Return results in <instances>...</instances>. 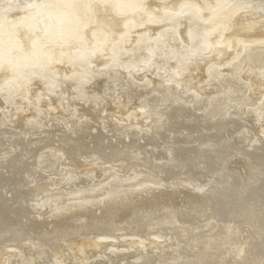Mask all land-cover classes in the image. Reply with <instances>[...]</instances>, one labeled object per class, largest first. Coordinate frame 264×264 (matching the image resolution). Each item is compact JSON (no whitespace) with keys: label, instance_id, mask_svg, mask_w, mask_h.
<instances>
[{"label":"bare ground","instance_id":"6f19581e","mask_svg":"<svg viewBox=\"0 0 264 264\" xmlns=\"http://www.w3.org/2000/svg\"><path fill=\"white\" fill-rule=\"evenodd\" d=\"M168 1L0 0V264H264V0Z\"/></svg>","mask_w":264,"mask_h":264},{"label":"water","instance_id":"95a60500","mask_svg":"<svg viewBox=\"0 0 264 264\" xmlns=\"http://www.w3.org/2000/svg\"><path fill=\"white\" fill-rule=\"evenodd\" d=\"M95 75H97V74H95ZM96 77H98V76H93L91 79H89L88 81H92L93 82V84H90V85H92V87H90L89 89L91 90V91H93V90H95V87L97 86V83L99 82V80L97 81V79H96ZM101 77H98V79H100ZM103 78V77H102ZM102 78H101V80H102ZM96 82V83H95ZM95 83V84H94ZM89 85V86H90ZM58 86H61V85H58ZM63 86H66V85H63ZM88 86V85H87ZM71 87V86H70ZM73 89V88H72ZM83 89V88H82ZM111 90L112 88L111 87H108L107 86V89L105 90V92L107 93V90ZM128 90L129 89H126L125 90V92L124 93H122V95L123 94H125L126 92H128ZM73 92H74V90H73ZM111 93V92H110ZM148 94V93H147ZM153 94V93H152ZM152 94H149V95H152ZM111 95V94H110ZM154 95V94H153ZM222 100L223 99H220V98H216V99H210L209 101H207L206 100V102H205V106L207 107V109H205V111H215L216 110V108H217V104H218V102L220 101V102H222ZM152 99H150V97L148 96V97H146L145 98V100H144V103H146L147 105H148V108L150 109V111L148 112L149 114V116H150V118H152V121H154V119H155V117H157L156 116V114H155V107H153L154 105L153 104H151L152 103ZM161 102V101H160ZM102 103L103 104H101V107H102V109H106L107 107H108V105H109V103L107 102V100H106V98H104L103 97V100H102ZM162 103V102H161ZM197 103H194L193 104V106H195ZM156 105H157V103H156ZM82 106H84V104L82 105ZM85 106H87V105H85ZM90 106H92V105H90ZM107 106V107H106ZM231 106H233L232 104H227L226 105V109L224 110V112H223V116H226L225 118H228L227 116H228V112H229V110L230 109H232V107ZM205 107V108H206ZM92 108V107H91ZM233 109H234V107H233ZM89 110H92V109H89ZM171 110V109H170ZM170 110L167 108V109H163L162 111H160L159 113L161 114V116H162V118L160 117V119L162 120H167L168 122L169 121H172L173 122V119H175V118H173L172 117V115H170ZM177 115V114H176ZM180 117H178V119H179ZM259 119V118H258ZM161 120L158 122L159 124H161ZM256 124L257 123H259V122H261V121H258L257 119H256ZM102 124V123H101ZM159 126V125H158ZM150 128V127H149ZM154 128H156L157 129V126H154ZM33 128H30V129H28V128H22V130H21V133L22 134H24V133H28V132H30L29 130H32ZM137 132H138V134L139 135H141V136H143V135H148V134H150V129H149V131H147V132H143V133H140V131H139V129H137ZM25 138L26 137H23V139H22V142H23V140L25 141ZM59 138V137H58ZM240 139H242V140H245V137H243V136H240ZM146 141V140H145ZM259 141L260 142H262V140L259 138ZM54 142H56V143H60L59 141H54ZM23 144H25V143H23ZM32 151V150H31ZM53 153V151H49V154L50 155H48L47 157H45V156H42V157H40L41 158V160L40 161H38L37 162V164H36V170H35V174H38V172L40 171V170H42V168H44L45 166H47V163H46V165L44 164V162L45 161H50L56 154H52ZM50 156H52V157H50ZM43 166V167H42ZM58 166V165H57ZM41 172V171H40ZM130 174H132V173H130ZM122 175H124V174H122ZM118 176H121V175H118ZM140 176V175H139ZM141 177V176H140ZM125 178V177H124ZM126 178H128V177H126ZM137 178V177H136ZM143 178V177H142ZM135 181H137V179L135 180ZM181 181V180H180ZM162 183H159V185H158V188H168V186H166V185H164V186H162L161 185ZM103 186V185H102ZM90 192H92V191H90ZM99 192V191H98ZM104 199H106V198H104ZM180 199H182L181 201H180ZM182 201H184V198H180V197H178V199L176 200V202H179L180 204L179 205H177V211H179V210H182L183 211V209H184V207L188 204V202L187 201H185V202H183V203H181ZM171 205V204H170ZM176 206V205H175ZM231 229V228H230ZM237 229H238V231H240V233L239 234H241V238H243L241 241L239 240H237L236 241V243L237 244H231V245H229L228 247H227V249H223L222 248V254H220V258L222 257V260H223V256H229V255H231V254H233V252H234V249H236V248H239V246L241 245V246H243L242 248H240V249H243V248H246L245 247V243H248V241L246 240L247 239V234H249V227L248 226H239V227H237ZM163 231V230H162ZM235 231H237L236 229H235ZM167 232H170V233H172V237L170 238L171 240L175 237H179V235H176L174 232H173V229H167ZM237 234H238V232H237ZM228 239V237H226L225 239H224V242H226V241H228L227 240ZM232 240H230V242H231ZM254 250V248L252 249V251ZM260 256V255H259ZM235 257H237V256H235ZM218 258H219V256H218ZM217 258V259H218ZM205 258H201V257H199V260L202 262L203 260H204ZM263 261H264V258H263ZM230 264V263H229Z\"/></svg>","mask_w":264,"mask_h":264},{"label":"rangeland","instance_id":"374dc122","mask_svg":"<svg viewBox=\"0 0 264 264\" xmlns=\"http://www.w3.org/2000/svg\"><path fill=\"white\" fill-rule=\"evenodd\" d=\"M170 1H171V0H169L168 3H166L169 7L166 8V9H163V10H162L163 12L167 13L169 9H171L172 11L175 10L176 7L180 6V4L183 3V2L186 1V0H177V1L174 2V3L171 2V5H169V2H170ZM166 4H165V5H166ZM178 4H179V5H178ZM163 6H164V5H163ZM172 6H173V7H172ZM167 9H168V10H167ZM211 10H213V5H210V6L208 7L207 12H209V11H211ZM207 12H206V13H207ZM149 15H150V14H149ZM150 16H152V15H150ZM244 18H248V14H247ZM63 23L66 24V22H64V21H63ZM64 24H63V25H64ZM254 26H255V25H254ZM258 26H259V25H258ZM106 29H107V32H109V31H108V30H109L108 28H104L103 30L106 31ZM115 31L118 33V35L123 33V31H122V30L119 31V29H118V30H115ZM97 32H98V33H103V32L100 31V30H99V31L96 30V33H97ZM116 32H115V33H116ZM117 33H116V34H117ZM141 33H143V32H141ZM143 34H144V33H143ZM246 41H247V40L244 41V43H245L244 45H248V44H249V41H248V43H247ZM96 49H97V50H96ZM98 50H99V47L97 46V47L95 48V51H98ZM60 55H62V53H61ZM39 64H40V63H39ZM148 96H149V95H146L145 97H148ZM79 102H81V100H80ZM142 106H143V111H142V112H144L145 114L147 113V111H150V109L147 107L148 105H147L146 103H142ZM106 107H107V106H106ZM145 107H146V108H145ZM144 109H145V110H144ZM147 109H148V110H147ZM101 114H102V113H101ZM148 114H149V113H148ZM148 114H147V115H148ZM102 115L105 117V116H106V115H105V112H103ZM118 117H119V116H118ZM148 117H149V115H148ZM149 119L151 120L152 118H148V120L146 121V126H145V127H147L148 129H149V127H150V125H151V122H152V120L150 121ZM149 121H150V122H149ZM260 121H261V119H260ZM145 127H143L142 130H143V129L146 130L147 128H145ZM0 128H1V127H0ZM25 129H26V128H25ZM148 129H147V131H149ZM79 130H80V132H81L82 130L85 131L84 129H82V130L79 129ZM142 130L140 129V133H143V132L145 131V130H143V132H142ZM76 132H77V131H76ZM145 132H146V131H145ZM259 136H260V135H259ZM259 136H258V137H259ZM260 137L263 139V136H260ZM260 137H259V138H260ZM261 138H260V139H261ZM83 170H84V169H83ZM85 170H86V169H85ZM110 173H111V172H109L108 174H110ZM129 175H130V174H129ZM131 175H132V174H131ZM125 177H129L128 174L125 175ZM96 179H97V178H94V180H96ZM74 183H75V182H74ZM98 188H100V187H98ZM98 188H97V189H98ZM161 232H162V231H161ZM161 232L158 231V233L156 232L154 235L157 236V237H159V235L161 234ZM169 233H170V232H169ZM157 234H159V235H157ZM117 236H118V235H117ZM117 236H113V237L109 238L111 241H109V239H108V237H107L106 240H104V241H108L109 243L111 242V244H117V245H118V244H121V241H119V239H118L117 241H115L114 238H117ZM120 236H122V235H120ZM120 236H119V237H120ZM105 237H106V236H105ZM119 237H118V238H119ZM158 239H159V238L155 239V242L158 241ZM112 240H113V241H112ZM159 241H160V240H159ZM159 241H158V242H159ZM114 242H115V243H114ZM170 242H171V240H169V242H168V240H167L166 243L161 242V243H160L161 246H160V245H159V246H155V248H156V247H157V248L159 247V249H160V247H161V249L158 251V249L156 248L157 250H155V251H156V252H163L164 250L167 251V250H169L168 248H169L170 246H171V250H172L173 248H174V249L178 248V245H177L178 243H176V245H175V247H174V243L171 245ZM156 243H157V242H156ZM179 243H180V242H179ZM168 245H169V247H168ZM165 246H166V247H165ZM121 248L123 249V247H121ZM155 248H154V249H155ZM163 248H164V250H163ZM140 249L143 251L145 248H140ZM140 249H138V250H140ZM178 249H179V248H178ZM141 250H140V253H142L141 255H143V252H144V251L142 252ZM171 250H170V251H171ZM153 251H154V250H153ZM140 253H139V254L137 253V254L139 255L138 257H137V254H136V255L134 254V255H135V258H139V257H141Z\"/></svg>","mask_w":264,"mask_h":264}]
</instances>
